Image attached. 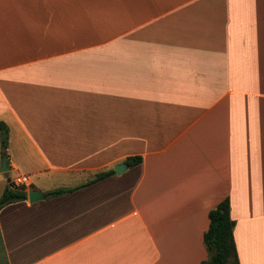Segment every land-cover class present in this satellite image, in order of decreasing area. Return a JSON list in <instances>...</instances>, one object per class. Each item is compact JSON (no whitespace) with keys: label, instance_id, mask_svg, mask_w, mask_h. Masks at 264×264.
Returning <instances> with one entry per match:
<instances>
[{"label":"crops","instance_id":"0c3cea01","mask_svg":"<svg viewBox=\"0 0 264 264\" xmlns=\"http://www.w3.org/2000/svg\"><path fill=\"white\" fill-rule=\"evenodd\" d=\"M0 123V264H264V0H0Z\"/></svg>","mask_w":264,"mask_h":264},{"label":"trees","instance_id":"16d2710c","mask_svg":"<svg viewBox=\"0 0 264 264\" xmlns=\"http://www.w3.org/2000/svg\"><path fill=\"white\" fill-rule=\"evenodd\" d=\"M2 149L8 148L9 130L0 123ZM125 163L133 168L142 163L141 157L128 158ZM115 175L113 170L100 173L92 183H96ZM27 186H15L10 183L0 197V211L7 205L28 200ZM72 190H56L49 193L50 197H57ZM236 222L231 218L230 201L226 199L209 213V228L204 235V244L207 251V259L202 264H240L237 246L234 238Z\"/></svg>","mask_w":264,"mask_h":264},{"label":"water","instance_id":"95a60500","mask_svg":"<svg viewBox=\"0 0 264 264\" xmlns=\"http://www.w3.org/2000/svg\"><path fill=\"white\" fill-rule=\"evenodd\" d=\"M127 169H128L127 164H123V165L116 166L114 168V171L116 172V174L120 175ZM9 171H10V168L8 166V158L6 155H4L1 160L0 173H7ZM46 199H47V195L44 193H40L34 190L28 191V200L31 204H35V203H38Z\"/></svg>","mask_w":264,"mask_h":264},{"label":"built area","instance_id":"2783aa9c","mask_svg":"<svg viewBox=\"0 0 264 264\" xmlns=\"http://www.w3.org/2000/svg\"><path fill=\"white\" fill-rule=\"evenodd\" d=\"M13 184L15 186H21V185H24V186H30V181L26 178V177H18L17 179H15L13 181Z\"/></svg>","mask_w":264,"mask_h":264},{"label":"rangeland","instance_id":"374dc122","mask_svg":"<svg viewBox=\"0 0 264 264\" xmlns=\"http://www.w3.org/2000/svg\"><path fill=\"white\" fill-rule=\"evenodd\" d=\"M10 177H14L13 175H10ZM19 177V176H18ZM7 178V176H5L4 174L3 175H1V179H6ZM13 183V182H12Z\"/></svg>","mask_w":264,"mask_h":264}]
</instances>
